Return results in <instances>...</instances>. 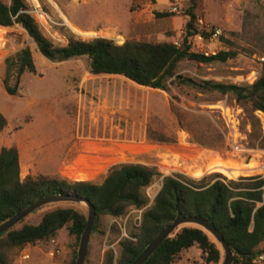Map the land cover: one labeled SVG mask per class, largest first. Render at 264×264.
<instances>
[{"label": "rangeland", "instance_id": "1", "mask_svg": "<svg viewBox=\"0 0 264 264\" xmlns=\"http://www.w3.org/2000/svg\"><path fill=\"white\" fill-rule=\"evenodd\" d=\"M25 1L41 32L55 45L67 44L69 35L82 40L105 37L117 44L125 40L180 44L191 6V0ZM157 12L169 15L156 16ZM194 12L196 27L212 34L193 36L192 50L205 54L234 51L235 56L209 64L182 61L176 73L225 84L253 83L264 70V0H197ZM25 46L31 51L36 72L23 73L17 94H7L2 84L4 59ZM15 83L13 68L9 84ZM0 103L10 113L0 132V149L17 150L21 179L46 176L100 183L116 163L155 166L162 175L178 172L200 178L218 173L225 181L264 173V149L258 147L251 127L253 115L264 133V114L252 110L250 102L243 106L232 94L187 86H171L167 92L120 75L91 74L84 56L49 61L19 24L0 27ZM148 126L175 136L176 142L149 141ZM191 133L208 144L197 143ZM217 160L241 168L240 173L230 178L210 168ZM160 181L156 178L144 189L145 207H129L119 217H100L97 229L90 232L84 264H103L109 253L116 262L120 242L130 239L140 225L142 212L151 205ZM55 208H73L87 216L83 202H56L40 207L15 228L37 224L43 213ZM208 234L220 248L221 264L223 250ZM73 243L65 225L53 237L25 245L12 256V264H66ZM172 264L205 261L194 245L181 251Z\"/></svg>", "mask_w": 264, "mask_h": 264}, {"label": "trees", "instance_id": "2", "mask_svg": "<svg viewBox=\"0 0 264 264\" xmlns=\"http://www.w3.org/2000/svg\"><path fill=\"white\" fill-rule=\"evenodd\" d=\"M197 0H191L186 15L180 44L173 42H147L125 40L122 44L112 39L95 37L82 40L69 35L65 45L53 44L40 30L28 12L25 0H0V27L19 24L32 39L39 53L49 61L58 62L86 57L91 74L120 75L144 87L169 91L171 86H187L205 92L232 94L243 106L250 102L252 110L264 114V70L248 85L225 84L213 80H195L177 74L182 61L209 64L225 62L235 56L234 51H218L205 54L192 50L191 38L195 35L208 37L212 32L196 27L194 9ZM157 12L156 16H168ZM2 79L7 94L16 95L20 76L35 73V63L29 47L25 46L13 56L4 59ZM16 68V83L9 84L11 70ZM7 126L0 112V132ZM252 131L258 147L264 149V133L258 120L251 115ZM191 132V131H190ZM192 134V133H191ZM193 139L205 145L194 137ZM151 142L173 144L175 136L146 130ZM219 146V145H218ZM223 146V144H220ZM156 178L160 187L151 205L141 215L140 225L131 233L130 239L120 242V255L113 263L109 253L103 264H130L150 241L177 216H198L208 219L222 234L232 252L231 264H252V258L260 244H264V175L239 177L225 181L218 173L193 178L183 173L162 175L155 166L136 163L111 165L102 182L89 180L70 181L46 176L20 178L19 158L13 147L0 149V223L21 211L42 196L54 193L77 195L89 201L95 208L94 231L100 217H119L129 207L142 208L148 203L144 189ZM86 215L73 208H55L42 214L37 224H23L0 235V264H12V256L25 245L53 237L67 225L73 237V252L66 264H75L76 247L84 230ZM196 245L205 264H219L221 251L202 227L182 226L171 237L164 239L143 264H172L178 254ZM87 264V263H85Z\"/></svg>", "mask_w": 264, "mask_h": 264}, {"label": "water", "instance_id": "3", "mask_svg": "<svg viewBox=\"0 0 264 264\" xmlns=\"http://www.w3.org/2000/svg\"><path fill=\"white\" fill-rule=\"evenodd\" d=\"M56 202H83L87 206V216L84 230L80 236L75 264H84L88 239L90 232L93 228L96 213L94 206L87 200L78 197L77 195L67 193H54L40 197L36 201L30 203L21 211L9 217L4 222L0 223V235L10 230L25 219L29 214L38 210L40 207ZM186 224H194L202 227L205 231L212 234L216 241L220 244L223 250V260L221 264H231L232 252L228 243L223 238L221 232L208 220L198 216H177L172 222L166 225L143 249V251L130 263V264H143L147 258L154 252V250L160 245V243L171 237L180 227Z\"/></svg>", "mask_w": 264, "mask_h": 264}, {"label": "bare ground", "instance_id": "4", "mask_svg": "<svg viewBox=\"0 0 264 264\" xmlns=\"http://www.w3.org/2000/svg\"><path fill=\"white\" fill-rule=\"evenodd\" d=\"M66 23L74 30L77 31L75 27H73L68 21ZM209 168V167H208ZM210 168L214 169L215 171H218L222 174H224L227 177L234 178L237 176L240 172L239 170L241 168H238L234 165H230L229 163L222 161V160H217L214 164L210 166ZM242 173V172H241ZM83 179V178H82Z\"/></svg>", "mask_w": 264, "mask_h": 264}, {"label": "built area", "instance_id": "5", "mask_svg": "<svg viewBox=\"0 0 264 264\" xmlns=\"http://www.w3.org/2000/svg\"><path fill=\"white\" fill-rule=\"evenodd\" d=\"M252 264H264V246L255 252Z\"/></svg>", "mask_w": 264, "mask_h": 264}, {"label": "crops", "instance_id": "6", "mask_svg": "<svg viewBox=\"0 0 264 264\" xmlns=\"http://www.w3.org/2000/svg\"><path fill=\"white\" fill-rule=\"evenodd\" d=\"M0 112L5 116L7 122L10 118V113H9V109L8 107H5V105H3L2 103H0ZM264 175V173H263ZM75 181H80L82 179H74Z\"/></svg>", "mask_w": 264, "mask_h": 264}]
</instances>
